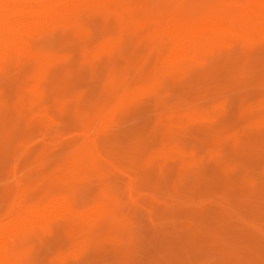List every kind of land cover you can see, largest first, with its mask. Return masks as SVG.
I'll return each instance as SVG.
<instances>
[{"label": "rangeland", "instance_id": "obj_1", "mask_svg": "<svg viewBox=\"0 0 264 264\" xmlns=\"http://www.w3.org/2000/svg\"><path fill=\"white\" fill-rule=\"evenodd\" d=\"M118 2L36 36L55 72L37 95L26 57L0 72L10 264H264V36L192 61L166 35L175 14L248 24L264 0Z\"/></svg>", "mask_w": 264, "mask_h": 264}, {"label": "bare ground", "instance_id": "obj_2", "mask_svg": "<svg viewBox=\"0 0 264 264\" xmlns=\"http://www.w3.org/2000/svg\"><path fill=\"white\" fill-rule=\"evenodd\" d=\"M118 1L0 0V62L4 63L0 72L13 70L17 65L15 59L26 57L35 65L34 72L37 82L33 91L37 95L46 80L54 78L55 72L54 70L50 71L46 56L42 53L41 48L33 43L36 36L45 31L58 29L62 22L69 23L71 27L82 26L90 17L89 14H83V10L100 8L102 12L112 13L117 10ZM134 1L138 3V11L143 9L144 12L145 5H140L142 0ZM247 16L252 20L250 23L241 21L231 25L219 18L202 22H188L179 14H175L167 23L166 35L175 54L183 59H192L196 58L198 53L211 46L219 45L230 37L243 36L246 39L247 33L250 31L256 35L264 36V13L262 10L256 7ZM64 207L71 210L73 202L68 199L57 201L42 213V217L51 216V213L55 211L57 213ZM11 252L12 237L0 234V264H10Z\"/></svg>", "mask_w": 264, "mask_h": 264}]
</instances>
